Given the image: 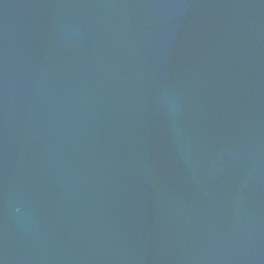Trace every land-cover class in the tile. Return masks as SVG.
I'll return each instance as SVG.
<instances>
[{"label":"water","instance_id":"water-1","mask_svg":"<svg viewBox=\"0 0 264 264\" xmlns=\"http://www.w3.org/2000/svg\"><path fill=\"white\" fill-rule=\"evenodd\" d=\"M0 264H264V0H0Z\"/></svg>","mask_w":264,"mask_h":264}]
</instances>
